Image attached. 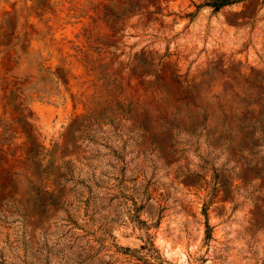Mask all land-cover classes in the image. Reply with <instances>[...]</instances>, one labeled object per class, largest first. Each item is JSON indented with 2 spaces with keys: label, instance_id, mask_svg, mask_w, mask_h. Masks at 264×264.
<instances>
[{
  "label": "rangeland",
  "instance_id": "1",
  "mask_svg": "<svg viewBox=\"0 0 264 264\" xmlns=\"http://www.w3.org/2000/svg\"><path fill=\"white\" fill-rule=\"evenodd\" d=\"M212 1L0 0V264H264V0Z\"/></svg>",
  "mask_w": 264,
  "mask_h": 264
},
{
  "label": "trees",
  "instance_id": "2",
  "mask_svg": "<svg viewBox=\"0 0 264 264\" xmlns=\"http://www.w3.org/2000/svg\"><path fill=\"white\" fill-rule=\"evenodd\" d=\"M246 1L249 0H213L212 3L207 5V7L212 8L214 13H218L226 7H231L237 4L244 3ZM208 228L210 227L208 226Z\"/></svg>",
  "mask_w": 264,
  "mask_h": 264
}]
</instances>
